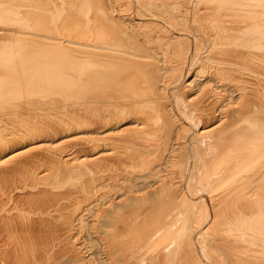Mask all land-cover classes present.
Returning <instances> with one entry per match:
<instances>
[{"label": "bare ground", "instance_id": "1", "mask_svg": "<svg viewBox=\"0 0 264 264\" xmlns=\"http://www.w3.org/2000/svg\"><path fill=\"white\" fill-rule=\"evenodd\" d=\"M0 264H264V0H0Z\"/></svg>", "mask_w": 264, "mask_h": 264}, {"label": "rangeland", "instance_id": "2", "mask_svg": "<svg viewBox=\"0 0 264 264\" xmlns=\"http://www.w3.org/2000/svg\"><path fill=\"white\" fill-rule=\"evenodd\" d=\"M98 215H96L92 220L91 218L88 220V226L85 230H83L82 235L86 241L97 242L96 234L98 232ZM94 229L97 230L96 234H94Z\"/></svg>", "mask_w": 264, "mask_h": 264}]
</instances>
